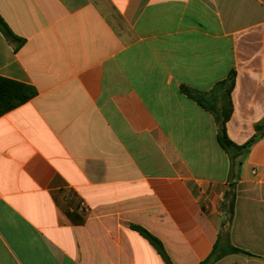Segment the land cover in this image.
Instances as JSON below:
<instances>
[{"label": "crops", "instance_id": "0c3cea01", "mask_svg": "<svg viewBox=\"0 0 264 264\" xmlns=\"http://www.w3.org/2000/svg\"><path fill=\"white\" fill-rule=\"evenodd\" d=\"M0 76L37 91L0 116V264H201L230 158L181 91L236 72L227 123L264 122V0H0ZM237 183L232 243L264 264V129ZM247 261H249L247 263Z\"/></svg>", "mask_w": 264, "mask_h": 264}, {"label": "trees", "instance_id": "16d2710c", "mask_svg": "<svg viewBox=\"0 0 264 264\" xmlns=\"http://www.w3.org/2000/svg\"><path fill=\"white\" fill-rule=\"evenodd\" d=\"M0 31L10 40L20 41L10 30L8 25L0 16ZM236 82V72L232 70L228 77L219 82L215 88L208 92H201L182 86L181 91L190 99L194 100L203 109L210 112L217 124V139L220 146L226 151L230 158V172L228 177V189L225 192L221 205L223 221L219 231L217 242L209 257L201 264H215L228 255H243L256 257L251 252L235 246L231 241L230 227L235 217L237 201V183L240 178L242 164L251 147L262 137L264 122L258 125L257 134L248 142L239 145L233 142L227 132V123L233 113L231 94ZM37 94L35 88L11 79L0 76V116L28 102ZM143 235L161 255L166 264H174L167 253L163 242L140 226H133Z\"/></svg>", "mask_w": 264, "mask_h": 264}, {"label": "rangeland", "instance_id": "374dc122", "mask_svg": "<svg viewBox=\"0 0 264 264\" xmlns=\"http://www.w3.org/2000/svg\"><path fill=\"white\" fill-rule=\"evenodd\" d=\"M249 261H247V263H248Z\"/></svg>", "mask_w": 264, "mask_h": 264}]
</instances>
